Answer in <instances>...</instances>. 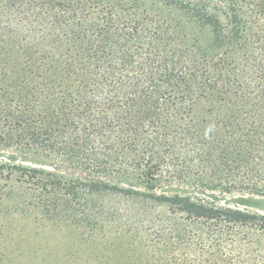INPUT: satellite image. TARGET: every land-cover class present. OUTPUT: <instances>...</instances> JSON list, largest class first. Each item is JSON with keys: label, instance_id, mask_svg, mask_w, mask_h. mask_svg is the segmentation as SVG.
I'll return each mask as SVG.
<instances>
[{"label": "trees", "instance_id": "trees-1", "mask_svg": "<svg viewBox=\"0 0 264 264\" xmlns=\"http://www.w3.org/2000/svg\"><path fill=\"white\" fill-rule=\"evenodd\" d=\"M0 150V264H264V0H0Z\"/></svg>", "mask_w": 264, "mask_h": 264}, {"label": "rangeland", "instance_id": "rangeland-1", "mask_svg": "<svg viewBox=\"0 0 264 264\" xmlns=\"http://www.w3.org/2000/svg\"><path fill=\"white\" fill-rule=\"evenodd\" d=\"M176 155L181 156L180 153H176ZM181 158H179L180 160ZM0 163L1 164H8V163H16L22 166H36L42 167L46 170H53L54 167L50 165L51 162L44 161L42 159H37L35 157L27 156V154H22L19 152H12L11 150H0ZM181 167V166H180ZM12 183L13 180L6 179V177H0V190L2 193L7 191V187L5 185L7 183ZM181 184V183H179ZM181 187V186H180ZM204 196V194L202 193ZM206 197L215 201L220 205L238 207L241 209H246L253 212H261L264 213V197L258 195H251V194H239V193H222L220 191L214 192H205ZM2 211V210H1ZM6 220L0 218V233L4 236L7 234V231H10L9 226L13 225L12 227L19 229L20 226H16V224H21L20 221H14L11 224L9 222H5ZM22 248H29V246L22 245Z\"/></svg>", "mask_w": 264, "mask_h": 264}]
</instances>
